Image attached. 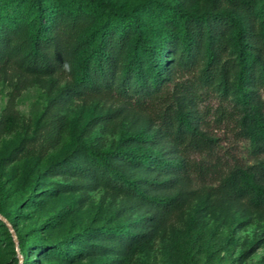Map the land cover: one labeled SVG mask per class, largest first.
Returning a JSON list of instances; mask_svg holds the SVG:
<instances>
[{"label":"rangeland","instance_id":"rangeland-1","mask_svg":"<svg viewBox=\"0 0 264 264\" xmlns=\"http://www.w3.org/2000/svg\"><path fill=\"white\" fill-rule=\"evenodd\" d=\"M44 3L66 46L65 61L52 71L31 59L38 52L33 54L29 39L44 25L37 27L30 0L19 1L16 25L2 27L13 49L8 62H0V264H264V207L231 200L220 186L230 168L264 160V154L251 152L250 140L237 134L229 92L224 97L214 86L195 103V129L213 140L214 154L225 168L222 175L181 181L147 163L93 157L90 149L167 155L168 144L145 113L116 99L91 97L74 80L75 56L83 48L79 35L95 26L101 8L130 13L150 28L170 26L162 13L168 7L175 16L227 13L256 33L255 51L264 62V0ZM213 37L233 54L230 27ZM126 46L117 56L118 66ZM185 78L191 80L190 74L172 77ZM258 93L264 98V91ZM137 132L151 139H132ZM117 175L146 193L176 195L180 202L161 211L121 187ZM146 180L168 183L154 189Z\"/></svg>","mask_w":264,"mask_h":264},{"label":"trees","instance_id":"trees-1","mask_svg":"<svg viewBox=\"0 0 264 264\" xmlns=\"http://www.w3.org/2000/svg\"><path fill=\"white\" fill-rule=\"evenodd\" d=\"M19 1L1 0L2 63L8 62L13 49L2 27L11 29L16 25ZM30 2L34 8L33 18L38 19L37 27L40 23L44 25L29 39L33 54L38 52V57L31 59L34 65L40 61L43 67L52 71L65 61V40L53 30L56 26L51 18V8L45 6L44 0ZM162 13L170 26L162 24L150 28L143 27L142 21L130 13L99 9L95 26L79 35L83 48L75 56L74 80L86 88L91 97L116 99L145 113L156 123L168 144L169 154L146 153L140 149H90L89 152L102 162L119 158L129 163H147L160 171H171L181 181L216 180L225 168L214 154L213 140L195 129L194 121L199 118L195 115V103L214 86L220 87V95L224 97L229 92L234 101L230 111L237 115V134L251 141L254 155L264 154V98L258 93L264 91V62L255 51L259 38L239 18L227 13L175 16L170 7ZM226 27L231 28L232 55L227 53V46L219 37H213ZM128 32L131 33L130 40L126 39ZM125 43L124 57L118 66L117 56ZM175 43L179 45L178 50H175ZM179 72L189 73L191 80H173L172 77ZM168 82L172 83L170 89ZM223 111L220 110L219 114ZM132 139L149 141L151 134L137 132ZM116 179L125 190L161 211L180 202L176 195L149 194L134 181L120 175ZM145 183L160 189L166 187L168 181L146 180ZM220 186L231 200H245L251 206L264 207V160L230 168ZM17 248L21 253L20 243Z\"/></svg>","mask_w":264,"mask_h":264},{"label":"water","instance_id":"water-1","mask_svg":"<svg viewBox=\"0 0 264 264\" xmlns=\"http://www.w3.org/2000/svg\"><path fill=\"white\" fill-rule=\"evenodd\" d=\"M2 220L5 222V224H6L7 228H9V227H8V225H7V223H6V221H5L4 219H2ZM10 234H11V236H13V233H12V231H10Z\"/></svg>","mask_w":264,"mask_h":264}]
</instances>
